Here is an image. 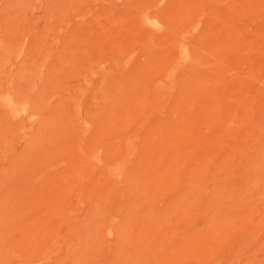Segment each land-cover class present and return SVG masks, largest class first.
I'll return each instance as SVG.
<instances>
[{
    "label": "rangeland",
    "instance_id": "obj_1",
    "mask_svg": "<svg viewBox=\"0 0 264 264\" xmlns=\"http://www.w3.org/2000/svg\"><path fill=\"white\" fill-rule=\"evenodd\" d=\"M0 264H264V0H0Z\"/></svg>",
    "mask_w": 264,
    "mask_h": 264
}]
</instances>
